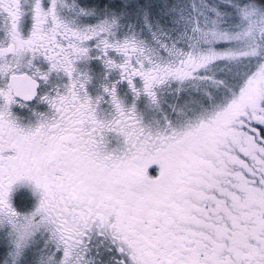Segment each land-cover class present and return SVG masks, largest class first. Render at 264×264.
Returning a JSON list of instances; mask_svg holds the SVG:
<instances>
[{
	"label": "snow or ice",
	"instance_id": "snow-or-ice-1",
	"mask_svg": "<svg viewBox=\"0 0 264 264\" xmlns=\"http://www.w3.org/2000/svg\"><path fill=\"white\" fill-rule=\"evenodd\" d=\"M0 264H264V0H0Z\"/></svg>",
	"mask_w": 264,
	"mask_h": 264
}]
</instances>
